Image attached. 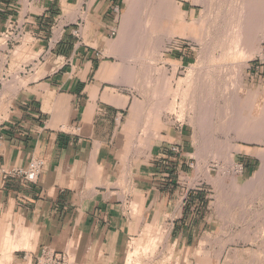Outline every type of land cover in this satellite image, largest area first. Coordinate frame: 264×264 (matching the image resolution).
Returning <instances> with one entry per match:
<instances>
[{
    "label": "crops",
    "instance_id": "crops-1",
    "mask_svg": "<svg viewBox=\"0 0 264 264\" xmlns=\"http://www.w3.org/2000/svg\"><path fill=\"white\" fill-rule=\"evenodd\" d=\"M127 7L128 0H0V36L13 20L25 31L13 49L0 47V73L16 80L0 86V244L10 239L15 264L46 245L70 246L74 264H120L129 243L153 230L167 229L185 250L209 223L195 128L151 121L118 58ZM243 151L234 153L235 170L249 175L259 157ZM34 157L45 160L37 182L3 179L2 167H27Z\"/></svg>",
    "mask_w": 264,
    "mask_h": 264
},
{
    "label": "rangeland",
    "instance_id": "rangeland-1",
    "mask_svg": "<svg viewBox=\"0 0 264 264\" xmlns=\"http://www.w3.org/2000/svg\"><path fill=\"white\" fill-rule=\"evenodd\" d=\"M244 1L255 0H128L122 10L115 40L125 50L118 58L133 73L150 120L195 128L194 155L207 182L201 206L209 223L198 226L196 241L185 250L167 229L153 230L129 243L120 264H264V9L245 14ZM7 34L0 47L7 46ZM6 77L0 73V86L16 82ZM247 100L260 112L233 128V111ZM240 148L259 157L254 173L236 172ZM53 248L68 250L74 264L70 246ZM14 249L10 239L0 244V264H15Z\"/></svg>",
    "mask_w": 264,
    "mask_h": 264
},
{
    "label": "built area",
    "instance_id": "built-area-1",
    "mask_svg": "<svg viewBox=\"0 0 264 264\" xmlns=\"http://www.w3.org/2000/svg\"><path fill=\"white\" fill-rule=\"evenodd\" d=\"M80 26L73 30V34L80 38ZM6 36L10 39L7 43V48L9 50L13 49L16 44H20L23 40L25 31L23 30V22L18 20H13L11 25L6 32ZM5 33V34H6ZM4 34V35H5ZM9 53V52H8ZM100 53L97 52V55ZM262 59V58H261ZM1 83V82H0ZM2 85V84H1ZM3 136L0 135V144L2 142ZM173 152L179 153L182 148L179 144H173L171 147ZM45 166V160L41 157H34L30 160L27 167L22 166H4L1 168V175L4 180L17 179L23 182L35 183L39 180ZM70 252L65 249L53 248L52 246H43L39 253L25 252L23 256V262L26 264H69L70 262Z\"/></svg>",
    "mask_w": 264,
    "mask_h": 264
},
{
    "label": "bare ground",
    "instance_id": "bare-ground-1",
    "mask_svg": "<svg viewBox=\"0 0 264 264\" xmlns=\"http://www.w3.org/2000/svg\"><path fill=\"white\" fill-rule=\"evenodd\" d=\"M243 2V1H242ZM261 8L262 9H264V0H255V1H252L251 3H250V1H244V3H243V6H242V8L241 9H244V13L245 14H252V13H261L262 11H261ZM238 9V8H237ZM240 10V9H239ZM241 11V10H240ZM240 11H239V14H240ZM243 11V10H242ZM241 11V12H242ZM238 14V13H237ZM243 15V14H242ZM244 16V15H243ZM239 17H237V19H238ZM240 18H241V16H240ZM236 19V18H235ZM242 20H244V19H242ZM241 20V21H242ZM239 21V20H238ZM236 22V21H235ZM243 22H241V24H242ZM239 24H240V22H239ZM239 26V25H238ZM241 26V25H240ZM233 27V26H232ZM237 28V27H236ZM233 30H236V29H234V27H233ZM239 31V30H238ZM234 32V31H233ZM238 33V32H237ZM236 32L235 33H233L234 35L235 34H237ZM230 34V33H229ZM228 34V35H229ZM231 35V34H230ZM233 35V36H234ZM232 36V35H231ZM228 37H230V36H228ZM239 37V36H238ZM134 39V38H133ZM229 39V38H228ZM231 39V38H230ZM229 39V40H230ZM238 40V39H237ZM232 41H234L233 39H232ZM232 41H230L231 43H232ZM212 43V42H211ZM230 45V44H229ZM244 46V45H243ZM234 48H236L237 49V47L235 46ZM244 48V47H243ZM229 51H231L232 52V49H230V47H229ZM237 54H239L240 55V53L242 52V51H240V49H239V47H238V50L237 51H235ZM252 52V51H251ZM259 52H261V51H259ZM254 53V52H253ZM248 54H250V53H248ZM251 55V54H250ZM253 55V54H252ZM241 56V55H240ZM231 97H232V95H231ZM232 99V98H231ZM233 101V100H232ZM244 102H245V100H244ZM242 103V107L241 108H237V109H235L233 112H234V116H233V119H234V124H233V128H238V129H240V128H243L244 126H246V124H247V121H246V119L247 118H250L251 116H253V115H255V114H259V109L258 108H255V107H253V106H251L250 105V100H247L246 101V103ZM228 103H229V100H228ZM227 103V104H228ZM230 105V104H229ZM229 107V106H228ZM213 111V110H212ZM252 125H254V122H253V124ZM259 136H262V131H260V133H259ZM264 136V135H263ZM263 160H264V155H263ZM264 169V165L262 166V170ZM262 181H264V180H262Z\"/></svg>",
    "mask_w": 264,
    "mask_h": 264
}]
</instances>
